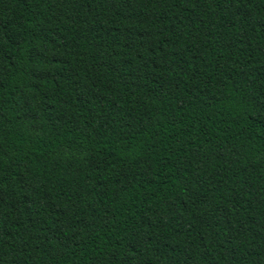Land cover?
<instances>
[{"label":"trees","instance_id":"16d2710c","mask_svg":"<svg viewBox=\"0 0 264 264\" xmlns=\"http://www.w3.org/2000/svg\"><path fill=\"white\" fill-rule=\"evenodd\" d=\"M0 264H264V0H0Z\"/></svg>","mask_w":264,"mask_h":264}]
</instances>
